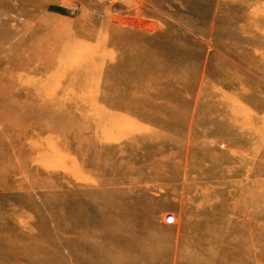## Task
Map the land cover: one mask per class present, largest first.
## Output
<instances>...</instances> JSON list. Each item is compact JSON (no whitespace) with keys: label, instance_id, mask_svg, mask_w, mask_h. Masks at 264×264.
I'll return each mask as SVG.
<instances>
[{"label":"rangeland","instance_id":"obj_1","mask_svg":"<svg viewBox=\"0 0 264 264\" xmlns=\"http://www.w3.org/2000/svg\"><path fill=\"white\" fill-rule=\"evenodd\" d=\"M49 261L264 264V0H0V264Z\"/></svg>","mask_w":264,"mask_h":264},{"label":"bare ground","instance_id":"obj_2","mask_svg":"<svg viewBox=\"0 0 264 264\" xmlns=\"http://www.w3.org/2000/svg\"><path fill=\"white\" fill-rule=\"evenodd\" d=\"M3 32L5 33V30H4ZM3 32H2V33H3ZM10 32H12V31H10ZM10 32H9V33H10ZM10 34H12V33H10ZM10 34H9V35H10ZM6 36H7V35H6ZM28 81H29V80H28ZM29 83H30V82H29ZM32 83H34V81H32ZM37 83H38V82H37ZM37 83H36V84H37ZM32 85H33V84H32ZM41 86H43V85H41ZM37 87H38V86H37ZM42 89L44 90V88H42ZM38 92H39V91H38ZM28 94H29V92H28ZM243 138H244V137H243ZM243 138H242V139H243ZM243 141H244V140H243ZM45 214H46V213H45ZM45 217L47 218V216H45ZM53 217H54L55 219L58 218L56 221L59 222V217L57 216V214H53ZM107 255H110V254H107ZM107 257H108V256H107ZM107 257H106V259H107ZM57 258H58V257H54L53 260H56ZM122 258L124 259V256H123ZM50 259H52V258H50ZM109 259H110V258H109ZM110 260H111V259H110ZM115 260H118V259H115ZM108 261H109V260H108ZM119 261H120V260H119ZM49 262H50L51 264H53L52 261H49ZM56 262H57V261H56ZM111 262H112V261H111ZM114 262H115V261H114ZM114 262H113V263H114ZM77 264H80V263L77 262ZM115 264H117V263L115 262Z\"/></svg>","mask_w":264,"mask_h":264}]
</instances>
